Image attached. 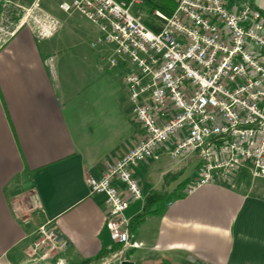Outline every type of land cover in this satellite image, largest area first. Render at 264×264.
<instances>
[{"label":"crops","instance_id":"obj_1","mask_svg":"<svg viewBox=\"0 0 264 264\" xmlns=\"http://www.w3.org/2000/svg\"><path fill=\"white\" fill-rule=\"evenodd\" d=\"M226 2H248L264 13V0ZM61 26L45 41L25 28L0 52V264H264V179H254L247 166L230 183L186 194L200 161H174L173 143L134 170L143 199L129 198L125 217L138 247L124 250L111 241L106 197L92 194L87 178L102 177L106 164L143 136L130 100L121 111L103 109L108 87L118 84L116 68L128 63L111 68L109 47L53 45ZM125 71L120 90L128 96ZM33 193L43 209L28 212L21 203ZM155 194L172 198L158 201ZM48 222L70 245L43 258L33 249Z\"/></svg>","mask_w":264,"mask_h":264},{"label":"built area","instance_id":"obj_2","mask_svg":"<svg viewBox=\"0 0 264 264\" xmlns=\"http://www.w3.org/2000/svg\"><path fill=\"white\" fill-rule=\"evenodd\" d=\"M15 1L0 0V52L25 28L39 41L59 33L60 21L41 7V0L28 8ZM146 1L63 0L59 5L66 14L79 12L98 29L100 36L92 45L109 47L111 68L122 62L133 65L125 85L143 136L107 163L102 177L87 178L92 194L105 195L110 239L124 250L138 247L125 217L129 198L143 199L134 170L158 160L166 144H174V161L193 156L200 161L199 175L186 194L216 182L230 183L247 166L254 179H264L263 12L248 2L231 7L226 0H171L177 5L171 15L152 12L155 31L132 13ZM48 63L54 72L55 58ZM42 209L33 193L29 210ZM37 234L34 254L69 248L50 222Z\"/></svg>","mask_w":264,"mask_h":264},{"label":"rangeland","instance_id":"obj_3","mask_svg":"<svg viewBox=\"0 0 264 264\" xmlns=\"http://www.w3.org/2000/svg\"><path fill=\"white\" fill-rule=\"evenodd\" d=\"M63 0H41V7L52 14L55 18H57L63 25L62 32L60 34L59 38H55L54 40L51 41L53 45H67V46H72V47H77L78 45H92V42L96 41V38L98 35L100 36V32L96 27H94L82 14L79 12H75L72 14H66L63 11L60 10L59 5L62 3ZM35 0H16L15 3L20 6V7H31ZM229 5V3H228ZM1 13L4 12V9L1 7L0 8ZM132 13L135 15H140L143 20L145 19H151L152 17L149 15L148 9L139 5H135L132 9ZM153 19V18H152ZM97 34V35H96ZM82 47V46H81ZM81 47H77L80 49ZM74 51L75 48L73 49ZM73 51V52H74ZM111 55V54H110ZM108 56L107 58H109ZM55 58V57H54ZM65 59H68L66 57ZM77 67H81L80 62H77ZM131 66V67H130ZM130 67L132 69L133 65H131L129 62L127 64V68ZM125 68L127 71L128 69ZM115 74L116 73H121L120 76H118V84L116 87L113 89V85L111 86V93H114V97L108 96L109 92V87L107 89V94L105 96V99L103 100V109H109L112 111L115 110H122L125 108H129V96H126L124 92L120 90V82L122 81V74H125V69L122 68H116ZM123 71V72H122ZM129 73V71H128ZM127 73V74H128ZM63 85H66L67 83L65 82H60ZM106 86V85H105ZM117 93V96H115ZM122 107V108H121ZM134 116V115H133ZM135 119V118H134ZM137 123V122H136ZM138 124V123H137ZM123 124L117 125V128H120ZM248 171V170H247ZM245 173V172H244ZM249 173V172H248ZM250 175V174H249ZM261 182L264 183V180ZM23 209L27 210L30 206V200L27 197L25 200H22ZM29 212V210H28ZM40 256H43L45 253H48V255H54L55 252H50L48 250H41ZM39 253V252H38ZM36 258V256L34 257ZM50 260V259H47ZM42 261L41 264H47L48 261ZM50 264V263H48Z\"/></svg>","mask_w":264,"mask_h":264},{"label":"trees","instance_id":"obj_4","mask_svg":"<svg viewBox=\"0 0 264 264\" xmlns=\"http://www.w3.org/2000/svg\"><path fill=\"white\" fill-rule=\"evenodd\" d=\"M176 3H174L173 1L171 0H147L146 3H145V7L148 9V12H149V15L152 17V12L154 10H160L161 12H163L164 14L166 15H171L175 9H176ZM264 14V13H263ZM144 22L146 23V25L157 31V29L155 28L154 24H153V19H145ZM153 199H156L158 201H168L170 200L171 197H167V196H164V195H161V194H155L153 197ZM150 212L147 210V212L143 213L141 216H139L136 220V224H139L140 222L143 221V219L149 214ZM135 224V225H136ZM103 258V255H100L97 259H95L94 261L95 262H100V260H102ZM90 262L92 261H87L86 264H89Z\"/></svg>","mask_w":264,"mask_h":264},{"label":"water","instance_id":"obj_5","mask_svg":"<svg viewBox=\"0 0 264 264\" xmlns=\"http://www.w3.org/2000/svg\"><path fill=\"white\" fill-rule=\"evenodd\" d=\"M122 264H133V263L128 262V261H124Z\"/></svg>","mask_w":264,"mask_h":264}]
</instances>
